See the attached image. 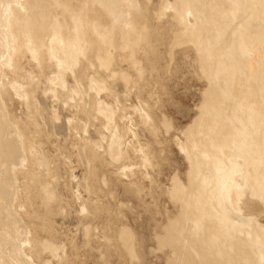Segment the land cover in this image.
<instances>
[{
    "label": "bare ground",
    "instance_id": "6f19581e",
    "mask_svg": "<svg viewBox=\"0 0 264 264\" xmlns=\"http://www.w3.org/2000/svg\"><path fill=\"white\" fill-rule=\"evenodd\" d=\"M165 57L191 64L202 85L180 127L164 99L182 62L171 68ZM58 108L66 122L56 125ZM54 132L88 171L77 182L86 198L72 189L77 157L66 145L57 147L68 183L48 178L57 176L46 150ZM173 146L186 169L165 188ZM101 171L146 208L154 197L146 204L144 183L161 187L172 204L152 236L163 264H264V0H0V264H79L55 218L78 198L86 218L104 207L93 198L96 182L107 184ZM114 220L82 225L87 245L99 243L104 263L150 264L134 228Z\"/></svg>",
    "mask_w": 264,
    "mask_h": 264
},
{
    "label": "rangeland",
    "instance_id": "374dc122",
    "mask_svg": "<svg viewBox=\"0 0 264 264\" xmlns=\"http://www.w3.org/2000/svg\"><path fill=\"white\" fill-rule=\"evenodd\" d=\"M180 47H182V46H180ZM179 47V48H180ZM164 50V49H163ZM166 61H167V64H166V61H164L163 60V63H165L166 65H169V67L171 66V68H174V67H176V66H178L179 64L181 65V63L179 62L180 60H181V58H179V57H177V58H174V59H172V64L174 63V65L172 66V64H171V59L169 58V57H165L164 58ZM168 59H169V61L170 62H168ZM178 60V61H177ZM173 61H175V62H173ZM176 61H177V63H176ZM181 62H182V65L180 66L181 68H182V71L180 70L179 72H181V73H175L176 75H177V77H176V75L174 74V76L176 77H174V79H173V81H175V83L173 82V81H170V83L173 85H171V87H169V88H167V90L168 91H171V94H170V99H169V97L167 98V99H164V100H166L167 102H165L164 101V106L165 105H167V103L168 104H170L168 107L167 106H165L166 107V112H167V114H168V116H169V118H171L172 120H173V122H172V126H173V124H175V126L176 127H180L181 125L183 126V125H186L187 124V122H189L190 120H191V118L194 116V114H195V105L196 104H198L199 103V101H200V94H198L199 93V88L202 86L201 85V82H199V80L197 79V77H196V74H195V71H194V68L191 66V64H185L184 65V62H183V59L181 60ZM127 64H125L124 66H126ZM186 67V69H185V67ZM190 66V67H189ZM126 67H128V65L126 66ZM192 67V68H191ZM187 68H188V70H187ZM192 70V71H191ZM183 72V73H182ZM191 75H190V74ZM173 74V73H172ZM195 74V75H194ZM180 75V76H179ZM185 75V76H184ZM195 77H194V76ZM179 76V77H178ZM183 78H182V77ZM188 76H189V78H188ZM181 77V78H180ZM187 77V78H186ZM196 79V80H195ZM187 82V83H186ZM178 83H179V85H178ZM176 85V86H175ZM197 85V86H196ZM182 86V87H181ZM175 87H176V89H175ZM100 96L101 97H104L105 96V94H106V92H105V89H103L102 91H100ZM175 93V94H174ZM160 95V94H159ZM175 95V97H173V96ZM163 95H161V97H162ZM172 97V98H171ZM163 98V97H162ZM181 99V100H180ZM171 100V101H170ZM133 102H135V99H133L132 100ZM173 101H175V103H177V102H179V106L176 104V106H175V103L173 102ZM171 104H172V106H171ZM17 107H15L14 106V112H16L17 113V111H20V110H22V106H20L19 104H15ZM20 107H21V109H20ZM180 107V108H179ZM16 108H19V110L18 109H16ZM15 109H16V111H15ZM177 109V110H176ZM169 111V112H168ZM179 111V112H178ZM183 112H184V114H183ZM18 113H19V115H18ZM17 113V115L18 116H21L22 115V113H21V111L20 112H18ZM21 114V115H20ZM57 114H58V117H60V118H58L57 119V121H56V125L57 124H63V123H65L66 121H65V118H64V114H63V109L62 108H58L57 109ZM79 119V118H78ZM77 119V120H78ZM80 120H78V122H79ZM167 126L165 125L164 127L162 126L160 129H161V131H162V133H160L161 134V137H162V135H163V137L165 136V137H168L169 136V134L167 135V133H165L166 132V130H165V128H166ZM53 130V129H52ZM164 130V131H163ZM163 133H165V135L163 134ZM167 135V136H166ZM68 139V135L67 134H65V132H60V133H57V132H54V135H53V141L51 142V144H49V143H47L46 144V150L47 151H50V152H48V154L50 155V159L52 160V162H51V160H50V165H52L53 164V166H55L54 168H52L51 166H50V168H52L53 170H55V171H53L54 173H56V177H49L48 176V178L49 179H51V180H53V179H55V178H57L56 180L57 181H59V180H61V181H63V182H61L62 184H67L68 182L67 181H69V176H68V174L70 173V170H68L67 169V167H66V165L64 164V163H62V158H64V156H62V154L60 155L59 153H60V149H58V147H57V145H58V143H60V144H64V146L66 147V150H70V151H73L74 152V154H72V157L74 158V157H77V150H76V148H75V150H72L73 149V146H72V144H71V142H70V140H67ZM138 140L140 141V143H142L143 142V137H142V135L141 136H139L138 137ZM69 141V142H68ZM66 142V143H65ZM54 145H56V146H54ZM55 147H57V148H55ZM68 147V148H67ZM54 148V149H53ZM72 148V149H71ZM174 150H175V152L173 151V152H170V155L172 156L171 158H173V159H177L176 161L174 160H171V161H173V162H175V163H172V167H174V172H172L173 170H171V169H169V168H171V167H169V166H171V162L170 161H168L167 163H169V166H168V164L166 163V165L169 167H167L166 166V169H169V170H166L165 169V171H164V174L161 176V187H163V185H164V187L165 188H168V186L170 185V184H168V182H170V180H168L169 179V177H171L174 173H175V171H179L181 174L184 172L183 170H185L186 168H184L185 167V165H184V163H183V161H182V159L181 158H178L177 157V153H176V151H177V149H176V147H172ZM59 151H58V150ZM51 153V154H50ZM76 153V154H75ZM54 154V155H53ZM58 154V155H57ZM53 156V157H52ZM54 156H56V159H59V156H62V157H60V159L59 160H57V163H56V160L54 159ZM58 157V158H57ZM72 158V159H73ZM79 157H77V159H73V160H75L73 163H74V168L75 169H73V172H72V178L73 177H75V175H77L75 178H77V179H75V181H74V184L75 185H71V184H69V187H73L72 189L77 193L78 192V195H80L81 197L83 196H85V198L88 196V194H87V192L85 191V190H83L82 189V187L81 188H79V186L77 185V182L80 180V179H82L84 176H85V174L87 173L88 174V171L85 169V166L83 165V161L81 160V159H78ZM179 159V160H178ZM78 162H77V161ZM79 160H81V162L79 161ZM54 161V162H53ZM59 161V162H58ZM178 161V162H177ZM179 161H181V162H179ZM80 163V164H79ZM176 163L178 164V166L179 165H181L182 163V165H183V168H182V166H176ZM179 163H181V164H179ZM55 164V165H54ZM58 164V167L60 168H58L56 165ZM62 165L63 167H60L59 165ZM173 164H175V165H173ZM78 165V166H77ZM181 167V168H180ZM143 168V165L142 164H138L137 165V167H135V168H133V169H131V170H140V169H142ZM58 169L60 170V172L58 171ZM176 169V170H175ZM182 169V170H181ZM62 170V171H61ZM64 171V173H62ZM182 171V172H181ZM167 172V173H166ZM58 173V174H57ZM67 173V174H66ZM128 173H129V171L128 172H126L125 174L124 173H122V174H120V177H121V179L122 180H125V179H127L128 178ZM166 173V174H165ZM170 173V174H169ZM63 174H66V175H63ZM75 174V175H74ZM99 174H100V176H101V178L100 179H103V180H105L106 181V183L107 184H104V183H101L102 184V187H101V184H100V182H96V184L95 185H98V186H95L97 189H98V187H99V189L93 194L95 197H93L94 199H100V201L102 202V203H104V207L103 208H107V210H109V212L110 213H107V214H105V215H108V216H114L115 215V217H116V215H118L117 217H119L118 218V220L117 219H115L114 217L113 218H111V217H108V219L109 218H111V221H113L114 219L117 221V222H115L116 224H115V226H117L118 224V222L119 221H122V223H127V221H128V225L130 226V227H132V228H134V229H132V230H134V232H136V233H138V234H136V236L138 237V243H139V240L141 241L138 245H139V248H145L146 250H147V252L149 253V261H150V264H163L164 263V261H163V251L161 250V252H160V250L159 249H155L156 248V246H157V242H156V240L152 237V236H154V231H155V227H156V225H157V223H155V222H159V221H161L160 223H162L163 222V220H164V217L163 218H159V217H161V216H163L162 214H161V211L162 210H164L163 208H166V207H168L169 209L170 208H172L171 207V205L172 204H169V203H171V202H169L168 203V201H169V199L167 198V197H165L164 196V194H160V193H162V192H159V191H161V187H160V189L159 188H155V187H153V188H151V187H148L149 185L148 184H150L149 182H145L144 183V185H145V188H144V191L142 192V194H143V197H144V200L146 201V204H148V201L151 199V197L153 198H156V194H157V200H155L154 198L152 199V200H150L151 202H149V204L151 203V205L149 206L151 209H149L148 210V208H146L144 205H139L140 203L137 201L138 199L136 198V197H134V196H132L131 194H126V193H124V189H123V186H122V184L120 185L119 183H118V181H117V177L115 178V177H112L111 175H110V172H99ZM167 174L169 175L168 177H167ZM62 176V177H61ZM164 176V177H163ZM162 177H163V179H162ZM162 181H163V185H162ZM166 181V182H165ZM67 182V183H66ZM99 183V184H98ZM147 183V184H146ZM167 186H166V185ZM119 185L121 186L120 188H119ZM63 186V185H62ZM62 186H61V192H62V195L64 196V198H67V199H70V198H72V197H70V195H71V193H70V191H66V189H63L62 190ZM141 187H142V184H141ZM140 187V188H141ZM149 188V189H147V188ZM157 187V186H156ZM103 190H102V189ZM155 189V190H154ZM156 189H159V191H157ZM101 190H102V192H101ZM106 190V191H105ZM121 190H123V192L121 191ZM146 190H148L149 191V193H148V191H146ZM152 190H154V191H152ZM104 191V192H103ZM108 191V192H107ZM157 191V192H156ZM86 192V193H85ZM98 192V193H97ZM107 192V194H104V193H106ZM109 192H110V194H109ZM156 192V193H155ZM99 193H101V194H99ZM97 194V195H96ZM122 194H124V195H122ZM147 194V195H146ZM149 194V195H148ZM92 195V196H93ZM100 195V196H99ZM104 195H106V196H104ZM164 196V200H163V196ZM102 196L105 198V199H102ZM132 196V197H131ZM100 197V198H99ZM107 197V198H106ZM135 199H134V198ZM150 199H149V198ZM131 198V199H130ZM147 200H146V199ZM159 198V199H158ZM160 198H162V200L160 199ZM79 199V198H78ZM76 200L75 198H74V200H76L74 203H73V201H72V204L70 205V204H65V208H64V210L61 212V214H58L57 216H59L58 218L56 217L55 219L58 221V224H60V226H59V229H60V238L58 239V240H60V241H62V242H64V243H69V242H71V241H73L78 247V259H79V264H113V262L115 263V264H117L116 262H118V259L117 258H115V256L113 255L111 258H115L114 259V261H113V259H108V262L107 263H104V262H106L105 260L103 261V258H101V256L102 255H99L100 253H98L99 251H97V249H98V244L99 243H96V242H93L94 243V245L91 243L89 246L87 245V238L83 235V232H81L82 231V228H81V226L82 225H84V224H94V225H97V224H99V225H104L105 224V222L107 223V224H109L111 221H109L108 219L106 220L105 219V215H103L102 213H101V209H103V208H101V209H96V210H94V209H91V212H92V216L91 217H89V218H86V217H84L83 216V214L81 213V207L78 205V204H80V201L79 200ZM81 199V198H80ZM103 201H105V202H103ZM108 201H107V200ZM130 199V202L128 201ZM123 200V201H122ZM136 200V201H135ZM159 201H160V203L162 202V204H160L159 205ZM165 201V203H163ZM78 202V203H77ZM154 202H156V204H158V205H156V204H153ZM158 202V203H157ZM167 202V203H166ZM115 203L117 204V205H115ZM126 203V204H125ZM137 203V204H136ZM121 204H123V206H121ZM148 204V205H149ZM164 204V205H163ZM166 205V206H165ZM170 205V206H169ZM140 206V207H139ZM152 206H155V207H152ZM157 206H158V208H157ZM132 207H134V209L132 208ZM142 207H144V208H142ZM161 207V209H160V213H158L156 216V218L158 219H153V218H150V212H151V210L153 209V208H155V210L157 209V210H159V208ZM163 207V208H162ZM118 208H120V209H118ZM132 209V210H131ZM146 209V210H145ZM154 210V209H153ZM154 210V211H155ZM149 212V213H148ZM64 213V214H63ZM99 213V214H98ZM98 214V217H96L95 218V220H92V219H94L93 217L95 216V215H97ZM161 215V216H160ZM100 216H104V217H101L100 218ZM62 218V219H61ZM128 219V220H127ZM152 219H153V222H152ZM160 219V220H159ZM114 220V221H115ZM154 220H156V221H154ZM151 221V222H150ZM120 224H121V222H119ZM159 223V224H160ZM131 224V225H130ZM153 233V234H152ZM83 238H85V239H83ZM103 240H104V238H101V242H103ZM153 240V241H152ZM156 242V243H155ZM95 243H96V245H95ZM143 243V244H142ZM141 244V245H140ZM93 246V247H90V246ZM83 246V247H82ZM88 246V247H87ZM152 246H154V250H156V251H154L153 250V247ZM87 247V248H86ZM105 248V247H104ZM150 248L152 249V250H150ZM157 248H158V246H157ZM95 249V250H94ZM89 250H93L92 252H94V254H95V256H94V254L91 252V251H89ZM159 250V251H158ZM88 251V253H86ZM96 251H97V253H96ZM152 251V252H151ZM154 251V252H153ZM158 251V252H157ZM80 252H81V254H80ZM90 253H91V255H90ZM156 253V254H155ZM92 254H93V256H92ZM145 255V254H144ZM156 255V256H155ZM159 256V257H158ZM162 256V257H161ZM77 260V259H76ZM75 259L73 260V264H77L78 263V260L76 261ZM76 261V262H75ZM111 261H113V262H111ZM75 262V263H74ZM155 262V263H154ZM119 264V263H118Z\"/></svg>",
    "mask_w": 264,
    "mask_h": 264
}]
</instances>
